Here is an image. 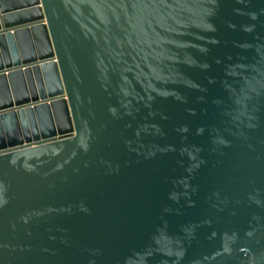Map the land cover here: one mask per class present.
I'll return each mask as SVG.
<instances>
[{
  "label": "water",
  "instance_id": "1",
  "mask_svg": "<svg viewBox=\"0 0 264 264\" xmlns=\"http://www.w3.org/2000/svg\"><path fill=\"white\" fill-rule=\"evenodd\" d=\"M0 264H264V0H0Z\"/></svg>",
  "mask_w": 264,
  "mask_h": 264
}]
</instances>
